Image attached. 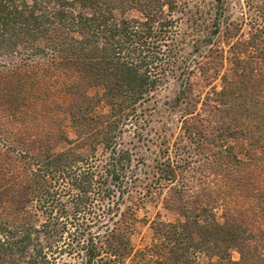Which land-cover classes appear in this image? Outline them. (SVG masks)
Listing matches in <instances>:
<instances>
[{
  "label": "trees",
  "instance_id": "obj_1",
  "mask_svg": "<svg viewBox=\"0 0 264 264\" xmlns=\"http://www.w3.org/2000/svg\"><path fill=\"white\" fill-rule=\"evenodd\" d=\"M181 1L0 0V60L45 61L73 97L68 111L77 137L93 149L102 145L109 154L101 171L83 167L79 163L84 160L69 151L48 152L46 161L38 163L32 161L29 137L17 138L30 175L26 182L0 184V210L7 217L0 220V264H49L62 252L82 256L84 264H124L133 255L131 222L138 206L132 202L127 211L121 206L138 182L144 187L140 196H149L176 183L196 161L235 192L248 172L241 152L264 155V24L239 40V26L227 23L222 33L216 14L210 27L197 25L193 64L182 63L174 43V16L183 9ZM133 11L139 17H125ZM225 61L230 67L221 73ZM4 74L2 106L27 91L22 80ZM177 74L180 85L170 109L179 114L181 134L173 145L162 142L150 164L141 158L139 175L138 166L132 170L131 150L118 147L122 125L137 119L139 111L146 118L143 107ZM196 74L206 87L220 79V89L212 86L204 96L195 94ZM89 88L102 93L89 97ZM101 101L108 112L95 116ZM142 130L138 140L146 137ZM185 190L181 181L171 190L176 196L171 194L165 204L181 220L153 221L151 254L138 252L141 259L135 264H201L200 253L208 257L207 264H251L244 245L247 233L230 206L225 205L218 219L220 188L200 185L189 196ZM41 218L45 220L38 224ZM40 235L50 246L45 247ZM234 250L240 261L232 260Z\"/></svg>",
  "mask_w": 264,
  "mask_h": 264
},
{
  "label": "rangeland",
  "instance_id": "obj_2",
  "mask_svg": "<svg viewBox=\"0 0 264 264\" xmlns=\"http://www.w3.org/2000/svg\"><path fill=\"white\" fill-rule=\"evenodd\" d=\"M181 3L183 9L175 13L174 16L177 22L174 30V43L180 50L182 63H188V61L191 63L192 61L191 64H193V60H195L193 45L200 36L197 25L203 22L205 25L209 23L210 27L211 20L216 14L222 24V33L225 32L227 23L231 26H239L240 31L236 37L243 36L239 40H246L254 32L253 27L264 24L262 21L264 0H221V4H217L215 0H182ZM125 17L128 19L137 18L139 14L133 11L127 13ZM222 35L224 34H221L220 37ZM224 45V47L227 46V44ZM0 62L4 65L0 66V75L8 76L4 73L11 74L17 69L19 71L14 75L11 74L12 77L27 84L25 85L27 91L22 96H18L17 102L2 101L4 106L0 103V184L9 186L8 184L15 182H26L30 175L28 158L23 155V150L17 142V138L22 136L29 137L31 141L32 148L29 150L30 155H33L32 161L45 162L44 156L48 152L57 155L69 151L74 157L79 158L78 160H84L79 163L80 165L84 163L83 167L90 165L96 167L97 171H101V166L108 160L109 154L102 145L93 149L90 142L84 144L77 137L68 111L73 104V97L66 92L62 84L63 80L56 75L55 70L49 69L45 61L43 62L44 65H41L42 60L39 59L25 62L22 58L13 57L0 60ZM38 62L40 66H37ZM229 65V62L225 61L221 73H226ZM193 80L197 84L194 88L195 94L204 96L212 86L220 89V79L212 81L211 85L207 87L199 75L196 74ZM179 85L180 77L177 74L175 78H170L164 87L157 91L156 98L153 99L154 102L143 107L146 118L144 115L140 117L143 111H139L136 116L137 119L133 118L129 123L122 125L123 135L121 133L119 137L120 146L118 147L131 150L134 159L132 170L136 171L138 166V169H141V171H137L139 175L143 174V167H140L141 163L138 162L141 158L146 159L150 164L162 142L166 140L173 145L174 141L179 139L181 134L179 114L170 109L171 100L178 94ZM101 93L102 91H96L94 88L87 90L89 97ZM107 112L108 107L101 101L96 108L95 116ZM146 121L150 123L147 124ZM141 129H143L142 133L145 131L144 136L146 137L138 140L137 132ZM63 136L67 137L68 141L63 140ZM146 140H149V143ZM244 154L242 151L240 156L247 161L248 172L243 177L245 180L241 183L242 186L235 192H230L223 184L222 179L213 176L209 169L201 168L196 161H193L191 167L186 169L187 171L183 175H180L176 183L165 185L149 196H140L144 193V187L141 182H138L137 188L130 195L126 194L123 204L121 203V211H127L129 207L133 208L132 202L138 206L134 207L135 218L131 222L130 240L133 255L126 259L124 264H135L137 260L141 259V256L137 254L138 252L143 251L151 254V247L155 244L151 228L153 221L177 223L181 220L175 208L169 209L165 205L171 194L176 196L175 192L171 190L174 186H181V181L186 185L185 191L188 196L191 192L198 190L200 185L205 188L218 186L220 188L216 212L218 219L221 221V211L225 205L230 206L233 215L236 216L247 233L249 241L244 245L247 246L248 263L264 264V155L259 153L253 156L251 153L250 156H244ZM173 155L172 153L171 156ZM129 170L131 169H127L128 174H130ZM4 205L5 207L8 206L7 201ZM34 205L37 206V203ZM4 212H0V220H6L7 217ZM3 215L4 217H2ZM10 220L9 225L11 226L13 221ZM44 220L41 218L38 224ZM40 238L45 247L50 246V242H47L43 235H40ZM230 254L233 261H240L239 252L234 250ZM146 256L148 259L149 255ZM197 260L201 264L209 262L208 257L202 253L197 255ZM51 262L49 264H84L82 256L64 252L57 255Z\"/></svg>",
  "mask_w": 264,
  "mask_h": 264
}]
</instances>
